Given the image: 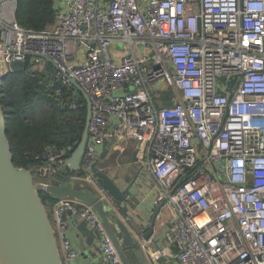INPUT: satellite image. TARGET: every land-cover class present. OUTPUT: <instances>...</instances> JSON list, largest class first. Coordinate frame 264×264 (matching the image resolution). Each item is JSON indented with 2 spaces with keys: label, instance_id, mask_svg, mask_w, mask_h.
Listing matches in <instances>:
<instances>
[{
  "label": "built area",
  "instance_id": "2783aa9c",
  "mask_svg": "<svg viewBox=\"0 0 264 264\" xmlns=\"http://www.w3.org/2000/svg\"><path fill=\"white\" fill-rule=\"evenodd\" d=\"M17 6L0 0V80L25 61L59 96L78 83L92 110L80 174L66 165L77 145L49 146L35 182L83 181L119 215L93 167L106 173L107 143L133 150L135 167L158 183L154 206L171 214L164 247L142 238L152 264H264V0H57L55 23L41 31L19 24ZM119 43L131 55L116 64L108 47ZM167 90L172 104L158 106ZM51 206L64 264L79 255L77 220L105 264H123L92 207Z\"/></svg>",
  "mask_w": 264,
  "mask_h": 264
},
{
  "label": "water",
  "instance_id": "95a60500",
  "mask_svg": "<svg viewBox=\"0 0 264 264\" xmlns=\"http://www.w3.org/2000/svg\"><path fill=\"white\" fill-rule=\"evenodd\" d=\"M118 47L123 45L119 43ZM41 58L55 66L49 58ZM11 72H28V65L25 61H14ZM71 85L81 93L87 104L86 125L82 138L66 161L68 169L74 173L81 171L92 110L90 98L84 89L73 81ZM232 96L231 94L230 99ZM109 153L110 146L107 143L103 147L101 160H105ZM93 169L105 189L121 204L125 203L126 196L141 175V170L138 169L131 183L121 189L108 175L101 172L97 165ZM41 193H47L57 200L72 198L92 207L102 220L123 264H152L142 247V239L134 235L120 216L91 188L72 183H36L31 170L16 166L0 93V264H64L56 232ZM152 235L153 230L150 229L142 238L148 240Z\"/></svg>",
  "mask_w": 264,
  "mask_h": 264
},
{
  "label": "trees",
  "instance_id": "16d2710c",
  "mask_svg": "<svg viewBox=\"0 0 264 264\" xmlns=\"http://www.w3.org/2000/svg\"><path fill=\"white\" fill-rule=\"evenodd\" d=\"M56 2L18 0L17 21L25 28L44 30L55 23ZM57 88L50 76L42 73L9 72L0 80L7 134L17 167L36 169L44 164L36 157L42 156L47 147L63 151L81 140L87 118L86 101L71 85L63 87L62 96L57 94ZM161 94L163 105L170 106L172 95ZM74 102L76 109L71 107ZM67 171L68 175L80 174ZM41 198L46 207L57 200L47 193H41Z\"/></svg>",
  "mask_w": 264,
  "mask_h": 264
},
{
  "label": "crops",
  "instance_id": "0c3cea01",
  "mask_svg": "<svg viewBox=\"0 0 264 264\" xmlns=\"http://www.w3.org/2000/svg\"><path fill=\"white\" fill-rule=\"evenodd\" d=\"M111 146L110 153L100 166L106 169L108 175L121 189H125L134 179L138 169L133 164L135 159L133 150L123 151L120 146ZM116 165L108 167L106 162L114 160ZM121 157H125L128 163L120 164ZM115 161V160H114ZM103 165H106L105 167ZM160 192L156 180L148 174H141L126 196V201L122 204L120 218L138 238L142 237L150 230H153L152 240H157L158 246L164 247L167 243L161 238L167 227V220L171 214L170 209L160 210L154 206V200ZM72 242L78 251V258L71 264H105L100 253L95 234L84 224V222L74 221L71 228ZM157 248V247H154ZM162 264H170L166 259Z\"/></svg>",
  "mask_w": 264,
  "mask_h": 264
},
{
  "label": "rangeland",
  "instance_id": "374dc122",
  "mask_svg": "<svg viewBox=\"0 0 264 264\" xmlns=\"http://www.w3.org/2000/svg\"><path fill=\"white\" fill-rule=\"evenodd\" d=\"M108 52H109V55L110 57L112 58V60L114 61V63L116 64H119L125 57L131 55V50L130 48L127 46L125 48H119L117 46H114V45H110L108 47ZM172 95V92L171 90H168V91H164L163 92V96H171ZM159 97H162V94L158 95ZM165 102H163V99H159V104L160 105H163ZM114 160H109L106 162V165L108 167H114L116 165V157L113 158ZM120 164L122 163H128V160L125 158V157H121V159L119 160ZM106 165H103L104 167ZM73 185H77V186H80V187H85L86 186V183H84L83 181H80V180H74L72 182ZM51 208L52 206L49 205L47 207V210H48V213L49 215L51 214L52 216V211H51ZM50 216V217H51Z\"/></svg>",
  "mask_w": 264,
  "mask_h": 264
}]
</instances>
